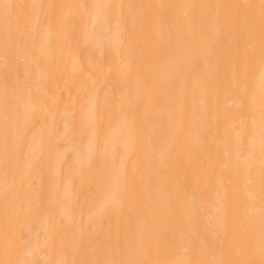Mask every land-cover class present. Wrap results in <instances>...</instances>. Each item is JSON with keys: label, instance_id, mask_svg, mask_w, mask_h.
Segmentation results:
<instances>
[{"label": "bare ground", "instance_id": "obj_1", "mask_svg": "<svg viewBox=\"0 0 264 264\" xmlns=\"http://www.w3.org/2000/svg\"><path fill=\"white\" fill-rule=\"evenodd\" d=\"M3 2L0 262L261 264V0Z\"/></svg>", "mask_w": 264, "mask_h": 264}, {"label": "snow or ice", "instance_id": "obj_2", "mask_svg": "<svg viewBox=\"0 0 264 264\" xmlns=\"http://www.w3.org/2000/svg\"><path fill=\"white\" fill-rule=\"evenodd\" d=\"M18 7L17 5L3 2V0H0V8L4 10V21L7 24L11 17L12 11ZM32 7H36L33 5ZM49 7H54V5H50ZM94 8H101V7H108L107 5H93ZM262 14H264V0H261L260 4ZM262 78H264V72H262ZM260 136H261V154H262V168H264V91L261 93V99H260ZM260 213H261V252L264 254V196L261 198V205H260ZM0 264H3V262H0ZM20 264H38L37 261H23L20 262ZM110 264H125V262L122 261H112ZM126 264H140V262L137 261H128ZM172 264H191L190 261L183 260V261H175L172 262ZM214 264H254V262L248 261H216ZM261 264H264V260H261Z\"/></svg>", "mask_w": 264, "mask_h": 264}, {"label": "rangeland", "instance_id": "obj_3", "mask_svg": "<svg viewBox=\"0 0 264 264\" xmlns=\"http://www.w3.org/2000/svg\"><path fill=\"white\" fill-rule=\"evenodd\" d=\"M263 24V23H262Z\"/></svg>", "mask_w": 264, "mask_h": 264}]
</instances>
